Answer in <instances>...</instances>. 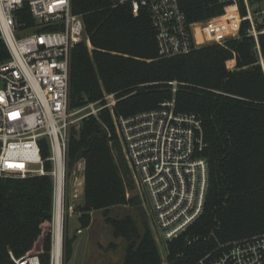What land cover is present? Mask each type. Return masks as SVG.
<instances>
[{"label": "trees", "instance_id": "1", "mask_svg": "<svg viewBox=\"0 0 264 264\" xmlns=\"http://www.w3.org/2000/svg\"><path fill=\"white\" fill-rule=\"evenodd\" d=\"M230 1L179 3L191 24L221 17ZM72 8L83 17L87 41L72 50L71 110L115 94L114 115L128 118L155 110L175 96L178 112L194 114L202 121L207 145L203 157L210 173L208 195L201 217L169 244L171 263L194 264L221 244L264 234V24L256 22L258 43L248 34L251 24L245 21L235 39L162 59L147 9L141 8L135 16L133 8L113 7L111 0H72ZM25 10L24 18L31 24ZM239 10L247 16L243 0ZM196 35L201 44L199 30ZM8 58L0 42V62ZM228 63H235V68L229 70ZM99 116L111 136L94 117L85 118L80 130L70 133L68 174L85 161L84 203L77 209L80 230L90 227L93 212L102 211L115 237L126 242L123 264H161L148 226L141 233L131 217L121 221L111 217L115 207L141 206L142 202L128 197L135 184L113 114L105 109ZM41 146L45 158L47 142ZM46 169L51 170L50 163ZM53 213L50 176L1 178L0 264H15L11 256L20 259L33 253H41L48 264ZM72 244L66 239L64 264L73 254Z\"/></svg>", "mask_w": 264, "mask_h": 264}, {"label": "built area", "instance_id": "2", "mask_svg": "<svg viewBox=\"0 0 264 264\" xmlns=\"http://www.w3.org/2000/svg\"><path fill=\"white\" fill-rule=\"evenodd\" d=\"M239 1L231 0L221 17L191 24L179 0L111 3L113 7L133 8L135 16L141 8L147 9L156 32L158 55L167 59L188 54L202 44L235 39L245 21L251 24L248 34L258 43L248 0H243L248 13L245 17L240 14ZM25 9L31 24L24 18ZM197 30L203 38L201 44ZM84 41V20L73 12L72 0H0V42L9 53V58L0 62V179L50 176L54 208L60 204L63 212L68 179L82 185L85 169L81 160L68 174L71 130L79 131L85 118L94 117L111 136L99 116L102 110H110L134 184L150 206L156 239L163 241L167 250L161 255V264H172L169 244L201 217L208 195L210 173L203 157L207 145L202 121L194 114L178 112L175 96L155 110L128 118L114 115L115 94L71 110L72 50ZM173 92L175 95V88ZM44 140L49 152L45 158ZM47 163L51 164L49 171ZM70 211L73 213V207ZM11 257L15 264H44L41 253ZM48 264H64L63 244L61 250L55 248L54 223ZM194 264H264V234L221 244Z\"/></svg>", "mask_w": 264, "mask_h": 264}, {"label": "rangeland", "instance_id": "3", "mask_svg": "<svg viewBox=\"0 0 264 264\" xmlns=\"http://www.w3.org/2000/svg\"><path fill=\"white\" fill-rule=\"evenodd\" d=\"M250 10L255 27L257 23L264 24V0L250 6ZM202 45L205 46L204 44ZM227 67L229 70H233L235 63H228ZM128 194L129 197L140 198L141 206L115 207L111 209V217L119 221L126 217H131L141 233L148 226L154 235L160 254L165 256L167 250L163 241L156 239V230L149 210L150 206L144 203L146 197L143 191L135 185L133 190L128 191ZM83 203V186L78 185L77 182L75 183V179L69 178L66 186V203L63 206L64 257L66 239L73 240V254L68 264H123L127 249L126 242L122 238L115 237V231L106 222L102 211L93 212L90 227L83 229L82 233H78L81 227L78 222L79 214L77 209ZM70 207H73V213H71ZM53 214L55 215V211Z\"/></svg>", "mask_w": 264, "mask_h": 264}, {"label": "bare ground", "instance_id": "4", "mask_svg": "<svg viewBox=\"0 0 264 264\" xmlns=\"http://www.w3.org/2000/svg\"><path fill=\"white\" fill-rule=\"evenodd\" d=\"M54 215V242L55 248L61 250L63 244V212L62 205L56 204Z\"/></svg>", "mask_w": 264, "mask_h": 264}, {"label": "crops", "instance_id": "5", "mask_svg": "<svg viewBox=\"0 0 264 264\" xmlns=\"http://www.w3.org/2000/svg\"><path fill=\"white\" fill-rule=\"evenodd\" d=\"M236 63V62H235ZM82 186H83V201H84V178H83V175H82Z\"/></svg>", "mask_w": 264, "mask_h": 264}]
</instances>
